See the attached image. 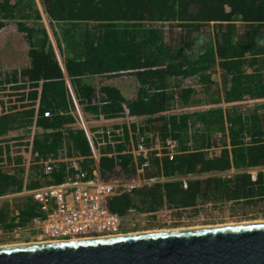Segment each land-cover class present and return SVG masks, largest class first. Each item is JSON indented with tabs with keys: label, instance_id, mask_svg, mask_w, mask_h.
I'll return each instance as SVG.
<instances>
[{
	"label": "trees",
	"instance_id": "1",
	"mask_svg": "<svg viewBox=\"0 0 264 264\" xmlns=\"http://www.w3.org/2000/svg\"><path fill=\"white\" fill-rule=\"evenodd\" d=\"M41 4L44 15L36 0H0V30L17 20L30 44V64L0 79V197L21 192L25 183L34 189L63 179L64 169L51 180L40 165L26 171L29 154L32 162L60 151L92 154L86 132L76 128L67 77L86 111L117 121L126 105L131 119H141L140 134L170 138L180 147L173 160L152 156L144 177L161 180L114 196L113 212L197 214L206 205L264 202V0ZM122 71L137 79L134 99L110 85L97 90L87 80ZM249 102L261 106L245 108ZM198 104L205 108L186 110ZM91 164L84 161L88 169ZM121 165L136 173L131 156H122ZM100 166L106 175L116 160L104 156ZM35 210L29 199L0 201V225L12 230L13 215L25 222Z\"/></svg>",
	"mask_w": 264,
	"mask_h": 264
},
{
	"label": "built area",
	"instance_id": "2",
	"mask_svg": "<svg viewBox=\"0 0 264 264\" xmlns=\"http://www.w3.org/2000/svg\"><path fill=\"white\" fill-rule=\"evenodd\" d=\"M9 74L10 72L4 75ZM123 107L122 120L110 121L111 125L102 124L95 130H85L92 151L90 156L70 157L66 152L60 151L54 157L32 162L29 154L25 165L27 169L32 163L40 165L49 180L53 179L55 173L64 169L63 179L59 182L44 183L34 189L27 188L25 183L21 192L0 197V201L25 198L36 206V215L25 222L20 220L19 214L13 215V229L7 231L0 225V234L20 239L22 232L34 231L36 237L31 239V242L114 237L128 234L126 230L136 227L139 223L158 220L161 216L170 217L176 213L177 210L168 208L149 213L131 210L129 215L123 217L109 208V200L114 196L161 180L144 177V168L149 165L152 156H165L173 160L180 152L176 140H162L158 135L140 134L141 119H131L129 109L126 105ZM44 116L50 117L51 112L45 111ZM99 121L108 120L99 115ZM133 123L137 126L136 131L133 129ZM119 146H123V149L120 150ZM108 148H111L110 151H106ZM124 155L131 156L132 164L136 167L135 174L124 172L121 165ZM104 156L116 160L114 171L106 175H103L100 166V159ZM141 159L143 164L139 162ZM87 160L92 161L91 169L84 166V161ZM251 173L252 178L256 179V170Z\"/></svg>",
	"mask_w": 264,
	"mask_h": 264
},
{
	"label": "water",
	"instance_id": "3",
	"mask_svg": "<svg viewBox=\"0 0 264 264\" xmlns=\"http://www.w3.org/2000/svg\"><path fill=\"white\" fill-rule=\"evenodd\" d=\"M0 264H264V222L0 247Z\"/></svg>",
	"mask_w": 264,
	"mask_h": 264
},
{
	"label": "rangeland",
	"instance_id": "4",
	"mask_svg": "<svg viewBox=\"0 0 264 264\" xmlns=\"http://www.w3.org/2000/svg\"><path fill=\"white\" fill-rule=\"evenodd\" d=\"M36 3L40 4L41 0H36ZM8 22H10L8 26L0 30V79L5 77V73L10 72V74H12L24 67V64H27L29 58L30 44L25 37V33L19 31L17 20H9ZM47 27L49 32H51L49 24ZM109 76H115L113 77L115 79L119 77L117 78L118 80H124L127 82L125 85V82L121 83L120 81H118L119 84H121L119 85V88L122 91L127 88L132 90V93L136 92L137 83L136 80L132 77L133 75L131 73L104 75L103 78H109ZM103 78L99 79V81H95V85H97V90L103 83L106 82V80H104ZM125 95L126 97H129L128 93H125ZM254 106L259 107L261 106V104L255 103ZM252 107L246 108L250 109ZM204 108L205 107H202V104H198L196 106L186 107V110L194 112L202 110ZM178 109L180 110V106L178 107ZM72 114L74 115V117H77L79 123L84 124V126L87 128L90 127V129L92 130H95L96 128H98V126L102 124L106 125L105 122H98L99 115L90 111H86L82 105L80 106L79 110H77V108H74L72 110ZM13 134H17V132ZM28 170L29 169H27L26 167V171ZM262 221H264V202H259L257 205L246 207H243L241 205H232V203H227L225 205L220 206L206 205L200 207L199 212L197 214H193L191 213V211H184L182 214L174 213L170 217L161 216L158 220L139 223L136 227H132V231L128 232V234L154 232L155 230L169 231L191 228L193 229L198 227H211L228 224L234 225L238 223ZM128 226L131 227V224H129ZM26 243L31 244L35 242H31V240L28 241L24 239H12L7 237L6 235L0 234V247L22 245Z\"/></svg>",
	"mask_w": 264,
	"mask_h": 264
},
{
	"label": "crops",
	"instance_id": "5",
	"mask_svg": "<svg viewBox=\"0 0 264 264\" xmlns=\"http://www.w3.org/2000/svg\"><path fill=\"white\" fill-rule=\"evenodd\" d=\"M37 7L39 8V10L41 11V13L44 15V13H43V9H42V4L40 3V4H37ZM9 20H7L6 21V25H5V27H3V28H6V26H8V24L10 23V22H8ZM44 22H46V20L44 19ZM2 28V29H3ZM30 64V58H28V62H27V64H24V67H26V66H28ZM24 67H22V68H24ZM20 70V69H19ZM99 76H92V77H87V80H88V82H90L95 88L97 87V85H95V81H99V79H101V78H103L104 76H101L100 75V77L98 78ZM114 76H109V78H107V77H105V78H103L104 80H106V82L105 83H103L102 85H110V86H114V87H116V88H118L121 92H122V94L126 97V95H125V93H128V95H129V97H126L127 99H134L136 96H137V91H138V82H137V79H136V77L133 75L132 77L136 80V83H137V89H136V92L135 93H132V90H130V89H124V91H122L120 88H119V85H121V84H119V82L118 81H120V80H118L117 78H119V77H117L116 79L115 78H113ZM98 78V79H97ZM66 81H67V84H68V86H69V89H70V91H71V94H72V97H73V99H74V103H75V108H77V110H79L80 109V106H81V104H80V102H79V99L77 98V96H76V91L74 92V90H73V87H72V85L70 84V81H69V79L66 77ZM121 83H124L125 82V85H126V81H124V80H121L120 81ZM252 104V105H251ZM244 105V107L246 108V107H252V106H254L255 105V103H253V102H249V103H247V104H243ZM250 105V106H249ZM75 119H76V128H79V129H82V130H87V129H90V127L89 128H87V127H85L84 126V124H82V123H79V121H78V119H77V117H75ZM120 120H122V119H120ZM98 122H100V121H98ZM109 122L110 121H106L105 123H106V125H111V124H109ZM105 125V126H106ZM97 126H98V124H97Z\"/></svg>",
	"mask_w": 264,
	"mask_h": 264
},
{
	"label": "flooded vegetation",
	"instance_id": "6",
	"mask_svg": "<svg viewBox=\"0 0 264 264\" xmlns=\"http://www.w3.org/2000/svg\"><path fill=\"white\" fill-rule=\"evenodd\" d=\"M35 232L34 231H24L20 234L19 238L20 239H24V240H31L33 238H35Z\"/></svg>",
	"mask_w": 264,
	"mask_h": 264
},
{
	"label": "bare ground",
	"instance_id": "7",
	"mask_svg": "<svg viewBox=\"0 0 264 264\" xmlns=\"http://www.w3.org/2000/svg\"><path fill=\"white\" fill-rule=\"evenodd\" d=\"M262 222H264V221H262ZM245 223H261V222H245ZM242 224V223H241ZM228 225H233V224H228ZM218 226H226V225H218ZM211 227H216V226H211ZM198 228H205V227H198ZM192 229V228H191ZM182 230V229H181ZM156 231V230H155ZM145 233H147V232H145ZM136 234V233H135ZM139 234V233H138ZM60 242V241H59ZM36 243V242H35ZM38 243H49V241L47 242V241H43V242H38ZM30 244V243H29ZM31 244H34V243H31ZM22 245H24V244H22ZM11 246H13V245H11ZM14 246H17V245H14ZM3 247H8V246H3Z\"/></svg>",
	"mask_w": 264,
	"mask_h": 264
}]
</instances>
